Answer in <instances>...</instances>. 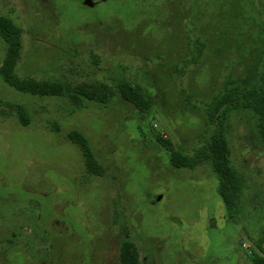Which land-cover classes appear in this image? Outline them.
Instances as JSON below:
<instances>
[{"label":"rangeland","instance_id":"obj_1","mask_svg":"<svg viewBox=\"0 0 264 264\" xmlns=\"http://www.w3.org/2000/svg\"><path fill=\"white\" fill-rule=\"evenodd\" d=\"M178 1L0 0V16L22 32L19 76L135 80L155 92L156 133L191 151L211 133L212 96L227 77L248 74L264 0H245L248 18L229 4L215 16L214 0H185L184 10ZM5 56L0 38V67ZM140 117L120 97L72 112L64 99L18 92L0 76V264H119L126 231L141 264H251V251L264 247V156L252 119L237 120L229 137L236 166L255 169L245 196L263 198L242 221H227L210 164L171 166L150 125L147 135L137 130ZM71 130L88 138L103 175L86 174Z\"/></svg>","mask_w":264,"mask_h":264},{"label":"trees","instance_id":"obj_2","mask_svg":"<svg viewBox=\"0 0 264 264\" xmlns=\"http://www.w3.org/2000/svg\"><path fill=\"white\" fill-rule=\"evenodd\" d=\"M185 0H179L181 9ZM215 16L229 4L232 9L240 8L241 15H249L245 0H214ZM183 9V10H184ZM191 11V10H190ZM192 12V11H191ZM195 12V11H194ZM201 22L202 16H198ZM251 14V13H250ZM244 17V18H245ZM254 21L255 18L251 17ZM21 29L8 17L0 16V38L6 44V56L0 67V76L3 81L18 92L36 96H49L64 99L70 111L84 109L88 103L93 102L101 106H109L116 98H121L133 105L141 115L137 130L147 135L148 126L155 134L154 140L165 151L169 164L175 168L195 169L204 163H209L218 177V193L224 203L226 212L237 215L240 210L250 207L253 210L255 203L250 204L245 196L248 187V176L245 171L235 164L230 135L233 125L238 121L245 123L252 119L253 129L256 133L261 151L257 155L264 156V25H260L257 32L250 39L249 53L253 56L245 68L248 74L241 78L231 75L223 82L221 89L215 93L205 113V125L210 133L209 138L197 148L187 151L184 145L175 144L169 138L156 133L149 122L152 112V95L148 93L137 81L120 77L113 81L93 80L70 82L64 79L37 81L31 77H21L16 73L17 59L21 49ZM221 48L223 46L219 44ZM203 43L199 48L202 53ZM18 119L23 125L29 124V118L24 106L19 107ZM68 139L81 150L86 174L103 175L104 167L96 158L88 138L79 130L67 133ZM253 151L252 145H246L244 150ZM257 151V150H256ZM245 154V152H244ZM249 212L246 211V214ZM260 252L251 251L249 254L251 264H264V247L259 245ZM141 254L138 245L126 231L119 241V264H141Z\"/></svg>","mask_w":264,"mask_h":264},{"label":"flooded vegetation","instance_id":"obj_3","mask_svg":"<svg viewBox=\"0 0 264 264\" xmlns=\"http://www.w3.org/2000/svg\"><path fill=\"white\" fill-rule=\"evenodd\" d=\"M255 169H253V171H254ZM253 171H246V173L249 175H254L255 173L253 172ZM264 175V171H263V169L261 168L260 169V175L259 176H261V175ZM264 195V189L262 190V194H261V196H263ZM263 198V197H262ZM262 198H260V197H258V199L256 200V203L254 204L255 206L254 207H252V208H255V207H257V203H261V201H262ZM247 209V207H245V209H241L240 210V213H238L237 215H232V214H229L228 212H226V215H225V219L228 221L229 219H237V221H239V220H241L242 221V218L245 216L244 214H245V212L247 211L246 210ZM88 255V254H87ZM84 264H86L85 262H84ZM87 264H91V263H87Z\"/></svg>","mask_w":264,"mask_h":264},{"label":"water","instance_id":"obj_4","mask_svg":"<svg viewBox=\"0 0 264 264\" xmlns=\"http://www.w3.org/2000/svg\"><path fill=\"white\" fill-rule=\"evenodd\" d=\"M84 3H85L86 5H89V6H92V5H93L92 0H84Z\"/></svg>","mask_w":264,"mask_h":264}]
</instances>
